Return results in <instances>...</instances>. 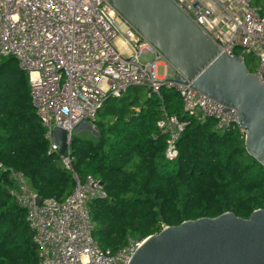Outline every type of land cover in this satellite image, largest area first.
I'll list each match as a JSON object with an SVG mask.
<instances>
[{
    "label": "trees",
    "instance_id": "16d2710c",
    "mask_svg": "<svg viewBox=\"0 0 264 264\" xmlns=\"http://www.w3.org/2000/svg\"><path fill=\"white\" fill-rule=\"evenodd\" d=\"M252 6L264 17L263 0ZM254 61L248 58L250 73ZM165 114L189 123L174 161L165 157L169 135L158 127ZM93 124L97 136H74L70 151L74 172L100 181L107 195L90 203L101 250L117 253L186 221L225 213L247 220L264 211V167L247 153L244 135L189 116L175 89L132 88L109 98ZM15 171L43 200L64 201L75 187L59 155L49 153L28 74L13 57H0V264H40L26 211L10 195Z\"/></svg>",
    "mask_w": 264,
    "mask_h": 264
},
{
    "label": "built area",
    "instance_id": "2783aa9c",
    "mask_svg": "<svg viewBox=\"0 0 264 264\" xmlns=\"http://www.w3.org/2000/svg\"><path fill=\"white\" fill-rule=\"evenodd\" d=\"M172 1L222 53L242 57L246 65L254 58L252 75L264 84V17L252 6L253 0ZM0 57H13L28 74L49 153L59 155L55 127L69 135L67 153L59 159L72 173L75 187L64 201L43 200L21 174L15 175L10 190L26 211L40 264H129L141 246L130 241L117 253L100 249L90 203L105 199L106 192L100 181L92 176L82 180L74 172V130L83 125L95 128L96 115L109 98L119 99L132 88H147L150 94L172 88L189 116L215 120L221 133L238 129L234 109L199 94L190 82L178 83L181 74L108 0H0ZM188 124L166 114L158 122L169 135L168 161L178 158L176 143Z\"/></svg>",
    "mask_w": 264,
    "mask_h": 264
},
{
    "label": "water",
    "instance_id": "95a60500",
    "mask_svg": "<svg viewBox=\"0 0 264 264\" xmlns=\"http://www.w3.org/2000/svg\"><path fill=\"white\" fill-rule=\"evenodd\" d=\"M108 2L181 74L178 83L190 82L199 94L236 111L246 151L264 167V84L244 59L222 53L172 0ZM68 137L53 129L62 157ZM129 264H264V211L247 220L225 213L166 227L144 240Z\"/></svg>",
    "mask_w": 264,
    "mask_h": 264
},
{
    "label": "rangeland",
    "instance_id": "374dc122",
    "mask_svg": "<svg viewBox=\"0 0 264 264\" xmlns=\"http://www.w3.org/2000/svg\"><path fill=\"white\" fill-rule=\"evenodd\" d=\"M163 74H164V68L160 67L159 68V75L161 76ZM74 134H75V136L78 135L81 137L82 136H85V137H94V136L96 137L97 136V132H96L95 128H91V127L85 128L83 126H81L80 128H76V130H74Z\"/></svg>",
    "mask_w": 264,
    "mask_h": 264
},
{
    "label": "bare ground",
    "instance_id": "6f19581e",
    "mask_svg": "<svg viewBox=\"0 0 264 264\" xmlns=\"http://www.w3.org/2000/svg\"><path fill=\"white\" fill-rule=\"evenodd\" d=\"M117 44L119 45V47L123 48V42H122V40H119V41L117 42Z\"/></svg>",
    "mask_w": 264,
    "mask_h": 264
},
{
    "label": "crops",
    "instance_id": "0c3cea01",
    "mask_svg": "<svg viewBox=\"0 0 264 264\" xmlns=\"http://www.w3.org/2000/svg\"><path fill=\"white\" fill-rule=\"evenodd\" d=\"M83 127L87 128V127H89V125H83Z\"/></svg>",
    "mask_w": 264,
    "mask_h": 264
}]
</instances>
